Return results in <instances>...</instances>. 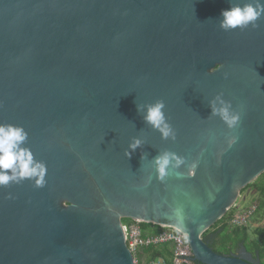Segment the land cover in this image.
Segmentation results:
<instances>
[{
	"label": "water",
	"instance_id": "water-1",
	"mask_svg": "<svg viewBox=\"0 0 264 264\" xmlns=\"http://www.w3.org/2000/svg\"><path fill=\"white\" fill-rule=\"evenodd\" d=\"M244 2L0 0V124L47 169L43 187H0V264H133L124 219L180 230L198 264H260L202 239L264 173V17L218 24ZM218 94L235 129L210 116ZM158 100L174 141L137 112ZM165 151L186 163L161 181Z\"/></svg>",
	"mask_w": 264,
	"mask_h": 264
},
{
	"label": "clouds",
	"instance_id": "clouds-1",
	"mask_svg": "<svg viewBox=\"0 0 264 264\" xmlns=\"http://www.w3.org/2000/svg\"><path fill=\"white\" fill-rule=\"evenodd\" d=\"M261 17H264V0H247L222 10L218 24L223 31L245 30L249 27L257 28V21ZM209 107L210 116L218 117L229 130L238 126L241 114L233 110L231 102L226 101L222 94L209 101ZM164 109L165 104L162 100L146 105L137 104V112L143 121L158 131L163 139L174 141L176 134L168 123ZM27 139L28 134L23 127L0 124V187L19 184L26 180L34 182L36 187L45 186L46 165L36 160L31 149L25 146ZM229 143L231 145L235 140ZM142 145L143 141L139 137H134L128 145L126 156L130 158ZM151 162L158 179L163 181L168 177L170 170L179 173L186 160L176 153L165 151L159 153Z\"/></svg>",
	"mask_w": 264,
	"mask_h": 264
},
{
	"label": "built area",
	"instance_id": "built-area-1",
	"mask_svg": "<svg viewBox=\"0 0 264 264\" xmlns=\"http://www.w3.org/2000/svg\"><path fill=\"white\" fill-rule=\"evenodd\" d=\"M250 206L239 208L237 204H234L232 206L234 211L228 224L231 227L247 226L257 209V205ZM121 225L125 245L132 254L133 264H195L187 235L180 230L135 220H128L127 225L124 226L122 223ZM146 225H151V228H145ZM154 227H157L156 233L153 231ZM162 245H168L170 257L157 256L149 260L139 258V249Z\"/></svg>",
	"mask_w": 264,
	"mask_h": 264
},
{
	"label": "trees",
	"instance_id": "trees-1",
	"mask_svg": "<svg viewBox=\"0 0 264 264\" xmlns=\"http://www.w3.org/2000/svg\"><path fill=\"white\" fill-rule=\"evenodd\" d=\"M252 188L259 195V206L255 215L250 220V223L245 227H232L228 224L234 209H230L220 220H218L210 231L205 232L202 235V239L207 245L217 254L224 255L229 253L237 252L240 246L251 254L253 258H259L264 263V225L263 227L257 228L255 224L257 219L264 218V173L259 176L253 183L247 185L240 191L242 194L244 191ZM260 208L263 209L262 215H257ZM264 223V221H262ZM230 226V227H229ZM145 228H151V225L144 226ZM154 233L157 231V227H154ZM252 230L253 239L248 238V234ZM229 231V232H228ZM208 232H210L209 235ZM217 247L219 251H215ZM170 251L168 245L148 247L141 249L140 259H153L157 256H164L165 258L170 257ZM139 255V253H138ZM198 264V263H195Z\"/></svg>",
	"mask_w": 264,
	"mask_h": 264
},
{
	"label": "rangeland",
	"instance_id": "rangeland-1",
	"mask_svg": "<svg viewBox=\"0 0 264 264\" xmlns=\"http://www.w3.org/2000/svg\"><path fill=\"white\" fill-rule=\"evenodd\" d=\"M259 198H260L259 195L252 188H250L247 191H244L242 194L239 195L238 200H237V206L239 208L240 207L241 208H249V207H251L250 205H257V207H258L259 203L261 204V202H259ZM262 212H263V209L260 208V211L257 212L258 213L257 215H262ZM255 214H256V212H255ZM257 220L258 221H256V223H255L257 225V228L263 227L264 223L262 221H264V218L263 219L262 218H260V219L258 218ZM122 224L124 226L127 225L128 224V220H126V219L122 220ZM230 228H232V227H230ZM252 233H253L252 230H250V232L248 234L249 235L248 236L249 239H253L254 236H252ZM209 234L210 233H208L207 235H209ZM219 248L220 247H217L215 249V251H219ZM220 250H221V248H220ZM138 253H139V258H141V256H140L141 249L138 250Z\"/></svg>",
	"mask_w": 264,
	"mask_h": 264
},
{
	"label": "flooded vegetation",
	"instance_id": "flooded-vegetation-1",
	"mask_svg": "<svg viewBox=\"0 0 264 264\" xmlns=\"http://www.w3.org/2000/svg\"><path fill=\"white\" fill-rule=\"evenodd\" d=\"M211 229V228H210ZM208 231H210V230H208ZM207 232V231H206ZM211 232V231H210ZM210 232H208V233H210ZM230 254V253H229ZM260 264H264L263 262H261V260H260Z\"/></svg>",
	"mask_w": 264,
	"mask_h": 264
}]
</instances>
